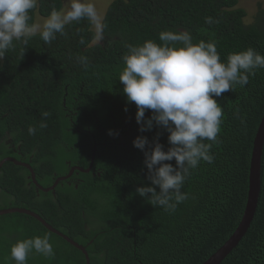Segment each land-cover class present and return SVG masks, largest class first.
I'll return each mask as SVG.
<instances>
[{
  "label": "trees",
  "instance_id": "obj_1",
  "mask_svg": "<svg viewBox=\"0 0 264 264\" xmlns=\"http://www.w3.org/2000/svg\"><path fill=\"white\" fill-rule=\"evenodd\" d=\"M237 4L115 0L102 20L104 45H92L94 31L81 20L66 26V35L58 34L50 44L32 38L24 56L19 45L9 50L0 61V161L12 158L28 164L46 189L71 167L87 169L93 146L96 152L90 173L75 172L53 193L36 191L25 168L5 163L0 169V210L38 215L83 247L89 264H203L209 259L234 233L245 209L253 141L264 115V69L245 87L214 97L223 108L219 142L211 150L214 162L192 170L182 189L189 199L174 214L136 194L138 187L151 184L144 154L133 141L144 136L152 144L159 132L165 151L170 145L168 133L155 125L139 131L136 106L126 103L118 80L126 46L147 40L160 44L161 31H187L194 44L214 42L222 62L248 48L264 55V12L245 26L246 14ZM62 7V0H39L29 23ZM205 17L218 23L206 24ZM78 56L87 57V67L78 63ZM44 112L50 114L46 119ZM150 116L146 111L145 118ZM41 122L47 127L40 129ZM29 126L37 128L35 135L28 134ZM166 163L175 166L174 160ZM45 233L55 257L32 253L27 264H85L81 252L20 214L0 217V264H14L7 258L18 240ZM221 264H264V149L254 220Z\"/></svg>",
  "mask_w": 264,
  "mask_h": 264
},
{
  "label": "clouds",
  "instance_id": "obj_2",
  "mask_svg": "<svg viewBox=\"0 0 264 264\" xmlns=\"http://www.w3.org/2000/svg\"><path fill=\"white\" fill-rule=\"evenodd\" d=\"M38 3L39 0H0V61L17 45L24 56L29 40L36 36L50 44L58 34L66 35V26L81 20H86L94 29L93 42L102 40L103 19L92 0H67L64 8H53L42 23H29L30 13ZM205 23L212 25L218 21L205 17ZM159 41L160 44L147 40L141 45H127V52L122 56L125 66L118 81L123 85L126 103L136 106L139 131H151L155 125L168 133L170 145L165 151L164 145L158 142L159 132L152 144L144 136L133 141V146L144 154L143 163L151 184L138 187L136 194L154 208L174 214L189 199V194L182 189L192 170L201 163L214 162L211 150L219 142L223 117V108L214 97L248 85L249 78L264 69V55L248 48L230 53L222 62L214 42L200 40L194 44L187 31H161ZM79 42L84 44V37ZM77 61L85 67L88 65L85 56H78ZM149 110L151 116L146 119L145 113ZM42 115L46 119L50 114ZM235 115L239 118V111ZM46 127L44 122L39 124L40 129ZM27 131L35 135L37 128L29 126ZM109 135L113 133L110 131ZM173 160L175 166L166 163ZM32 253L46 259L55 257L47 233L18 240L10 247L7 259L14 264H27Z\"/></svg>",
  "mask_w": 264,
  "mask_h": 264
},
{
  "label": "water",
  "instance_id": "obj_3",
  "mask_svg": "<svg viewBox=\"0 0 264 264\" xmlns=\"http://www.w3.org/2000/svg\"><path fill=\"white\" fill-rule=\"evenodd\" d=\"M263 149H264V115L261 119V122L259 124V127L257 129L254 141H253V147L251 152V159H250V165H249V177H248V192H247V201L245 205V209L242 215V218L240 220V223L234 233L231 235V237L225 242V244L217 250L209 259H207L203 264H221L231 253L232 251L239 245L241 240L244 238L246 233L248 232L253 220L254 216L256 214L259 196H260V190H261V164H262V155H263ZM95 156V147L92 151V157H91V164L89 167L84 170L81 168H72L69 173L61 178H58L52 186L49 188H42L38 185V183L35 180V175L31 169V167L27 164L18 162L12 158H7L2 161H0V169L5 163H12L17 167L25 168L29 174V179L31 180V183L35 186L36 191H41L43 193H53L55 188L58 186L59 183L67 181L74 172L82 173V174H88L91 171L92 163ZM10 214H20L25 215L27 217H30L37 221L40 225H42L48 232L51 234L61 238L66 243H68L70 246L78 250L82 253V255L85 258V264H89L88 255L85 251V249L75 242L68 239L66 236L62 235L55 229H53L50 225H48L43 219H41L38 215L24 209H6V210H0V217Z\"/></svg>",
  "mask_w": 264,
  "mask_h": 264
},
{
  "label": "rangeland",
  "instance_id": "obj_4",
  "mask_svg": "<svg viewBox=\"0 0 264 264\" xmlns=\"http://www.w3.org/2000/svg\"><path fill=\"white\" fill-rule=\"evenodd\" d=\"M115 0H92V2L95 4L97 11L101 17V20L103 19L106 9L108 6L113 3ZM67 0H62L63 7H65ZM237 8L242 9L246 16L243 19V23L245 26H250L255 22L256 16L259 12H264V0H237ZM43 18H39L38 16L35 18L34 23H42ZM93 29V28H92ZM94 31V29H93ZM106 42V39L104 37L100 41L93 42L92 45L101 44L104 45Z\"/></svg>",
  "mask_w": 264,
  "mask_h": 264
},
{
  "label": "flooded vegetation",
  "instance_id": "obj_5",
  "mask_svg": "<svg viewBox=\"0 0 264 264\" xmlns=\"http://www.w3.org/2000/svg\"><path fill=\"white\" fill-rule=\"evenodd\" d=\"M11 148H13L12 146H10ZM94 147V146H93ZM18 149V148H17ZM93 149V148H92ZM15 153V151H13V154ZM71 168H73V167H71Z\"/></svg>",
  "mask_w": 264,
  "mask_h": 264
}]
</instances>
